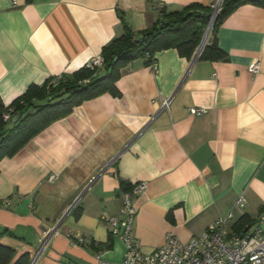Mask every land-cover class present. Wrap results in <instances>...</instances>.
I'll use <instances>...</instances> for the list:
<instances>
[{"label": "crops", "instance_id": "obj_1", "mask_svg": "<svg viewBox=\"0 0 264 264\" xmlns=\"http://www.w3.org/2000/svg\"><path fill=\"white\" fill-rule=\"evenodd\" d=\"M157 1L175 12L218 0H0L2 102L54 77L72 79L125 25L135 33L152 27ZM215 43L221 59L193 63L196 53L187 59L168 49L152 65L131 62L116 93L75 106L0 160V231L10 233L0 243L15 260L97 264L100 255L121 264L124 244L102 217L119 216L124 193L140 182L147 190L133 199V236L145 254L168 232L187 242L230 214L233 233L241 219H257L264 211V7L238 6Z\"/></svg>", "mask_w": 264, "mask_h": 264}, {"label": "trees", "instance_id": "obj_2", "mask_svg": "<svg viewBox=\"0 0 264 264\" xmlns=\"http://www.w3.org/2000/svg\"><path fill=\"white\" fill-rule=\"evenodd\" d=\"M246 3L264 7V0H223L212 26L210 43L204 47L201 60L223 57L222 51L216 47L215 33L232 11ZM213 12V7L200 4L175 12H167L163 8L159 20L152 27L135 33L125 25L124 34L103 48L101 56L104 59L102 68L105 69V75H98L100 68L90 70L84 67L70 80L61 76L62 80L56 87L53 83L58 77L49 79L42 86L31 85L9 106L0 98V160L14 156L52 122L71 113L75 106L106 92L116 93L115 83L122 70L131 62L145 59L146 64L152 65L156 62L155 54L168 49H176L182 57L192 59L203 40ZM11 110L12 117H17L13 123L4 120V115ZM255 223L256 220L243 218L235 226V233H246ZM8 234V231H0V239ZM15 256L12 248L0 243V264H30L28 255L18 260H15Z\"/></svg>", "mask_w": 264, "mask_h": 264}, {"label": "built area", "instance_id": "obj_3", "mask_svg": "<svg viewBox=\"0 0 264 264\" xmlns=\"http://www.w3.org/2000/svg\"><path fill=\"white\" fill-rule=\"evenodd\" d=\"M218 2V1H217ZM13 5L17 6L16 0ZM217 3L213 5L215 9ZM155 8L161 12L164 5L157 1ZM221 8V6H220ZM220 11V10H219ZM210 37L206 44L210 43ZM104 66L102 56L96 57L86 66L90 70ZM155 69V68H154ZM249 70L258 74L260 64L253 63ZM62 77L54 81V86L59 85ZM169 107V101H164L163 108ZM13 110L4 115L5 121H10ZM205 109H192L191 114L201 116ZM147 184L140 182L135 184L123 195V208L119 216L102 217L110 227L111 234L120 239L125 247V253L121 264H264V212L256 219L254 226L246 233L237 234L230 232L228 221L232 218H221L212 224L200 237L190 241H182L173 232H168L164 237V243L159 249L145 254L141 251L139 243L133 236V227L136 216L134 196L144 195ZM246 199L240 196L236 206L245 207ZM97 264H112L104 261L100 255L95 257Z\"/></svg>", "mask_w": 264, "mask_h": 264}, {"label": "water", "instance_id": "obj_4", "mask_svg": "<svg viewBox=\"0 0 264 264\" xmlns=\"http://www.w3.org/2000/svg\"><path fill=\"white\" fill-rule=\"evenodd\" d=\"M222 2H223V0H218V2H217V6H216V8L214 9L212 19H211V21H210V23H209V26H208V28H207V30H206V33H205V35H204V37H203V40H202V42H201V44H200V46H199V48H198V50H197V52H196V54H195V56H194L193 63H195L196 60L200 57V55H201V53H202V51H203V49H204V47H205L206 41H207V39H208V37H209V35H210V33H211V30H212L213 22H214V20L216 19V16H217V14H218V12H219V10H220V6L222 5ZM81 196H82V195H81ZM81 196L77 199L76 202H78V201L80 200ZM68 212H69V211H68ZM68 212L66 213V215L68 214ZM66 215H65V216H66ZM62 220H63V219H62ZM62 220H61V221H62ZM57 228H58V227H56L55 231L57 230ZM55 231H54V232H55Z\"/></svg>", "mask_w": 264, "mask_h": 264}, {"label": "rangeland", "instance_id": "obj_5", "mask_svg": "<svg viewBox=\"0 0 264 264\" xmlns=\"http://www.w3.org/2000/svg\"><path fill=\"white\" fill-rule=\"evenodd\" d=\"M214 21H215V20H214ZM213 24H214V22H213ZM210 34H211V33H210ZM209 37H210V35H209ZM209 37H208V38H209ZM61 85H62V84H61ZM57 86H58V85H57ZM54 87H56V86H54Z\"/></svg>", "mask_w": 264, "mask_h": 264}]
</instances>
